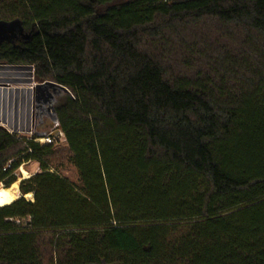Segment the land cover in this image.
Instances as JSON below:
<instances>
[{
	"label": "trees",
	"instance_id": "16d2710c",
	"mask_svg": "<svg viewBox=\"0 0 264 264\" xmlns=\"http://www.w3.org/2000/svg\"><path fill=\"white\" fill-rule=\"evenodd\" d=\"M16 19L0 64L68 89L67 145L0 126V185L39 168L0 264H264V0H0Z\"/></svg>",
	"mask_w": 264,
	"mask_h": 264
},
{
	"label": "rangeland",
	"instance_id": "374dc122",
	"mask_svg": "<svg viewBox=\"0 0 264 264\" xmlns=\"http://www.w3.org/2000/svg\"><path fill=\"white\" fill-rule=\"evenodd\" d=\"M0 66H5L3 64H0ZM2 72H4V70L0 69V79L2 78H7V82L6 83H0V89L1 87H6L9 90H14L16 88H28V87H32L33 85L39 84L37 83L34 78H33V73H31L32 76V82L28 83L30 80V77L28 76H23V77H18V76H6V77H1ZM42 84V83H41ZM9 90H2L6 92V95L4 94V98L8 101H12V104H14V102L17 99H21V95L19 94H15L14 91L10 92ZM37 103L35 102V100H33V112H32V123L30 125L32 131L31 132H21L18 133L19 136L21 137H26V138H31L35 132H41V133H51L54 130V124L52 122V117L50 115L49 112H46L44 115L40 114V109L37 108ZM48 122L51 123V125L48 124ZM2 127L7 128V126L5 125H1ZM46 134H44L43 136L39 137V138H43L45 137ZM64 147L66 146H61L59 149H64ZM58 150V149H55ZM57 159L55 160V162L51 165V171L54 173H58L59 175L68 178L72 183L74 184H79V176L77 173V170L75 169V167L67 160H64V158H62V156L58 155V157H56ZM24 172L29 174V177L26 178L24 175ZM38 172V165L31 162V163H26L24 164L18 171H17V182L12 185V187H10L9 189L11 190V193L15 196L19 198L22 197L21 192L20 194L17 193L16 187L18 185V188L20 190V183L23 180H27L30 177H32L35 173ZM2 187H4L3 185H1ZM33 195V193H31ZM24 198L27 201H34V195L32 196V198H28L26 197V195L24 196ZM48 256H51V252H49Z\"/></svg>",
	"mask_w": 264,
	"mask_h": 264
},
{
	"label": "crops",
	"instance_id": "0c3cea01",
	"mask_svg": "<svg viewBox=\"0 0 264 264\" xmlns=\"http://www.w3.org/2000/svg\"><path fill=\"white\" fill-rule=\"evenodd\" d=\"M2 72L1 77L6 76H18V77H30V82H32V70L29 67H11V66H0ZM7 78L0 79V83H6ZM9 90L6 87H1L0 89V124L7 126V130L10 133H21V132H31L30 127L32 123V112H33V100H34V87L26 88H16L14 90H9L17 95H21V99H17L14 104L12 101L6 100L3 96L6 95L5 91Z\"/></svg>",
	"mask_w": 264,
	"mask_h": 264
},
{
	"label": "water",
	"instance_id": "95a60500",
	"mask_svg": "<svg viewBox=\"0 0 264 264\" xmlns=\"http://www.w3.org/2000/svg\"><path fill=\"white\" fill-rule=\"evenodd\" d=\"M25 34L22 21L20 19L12 21L0 20V46L5 42H11ZM62 92H68L64 86L54 82H44L36 84L34 87V100L37 108L49 112L54 125H58V117L55 109L57 96Z\"/></svg>",
	"mask_w": 264,
	"mask_h": 264
},
{
	"label": "built area",
	"instance_id": "2783aa9c",
	"mask_svg": "<svg viewBox=\"0 0 264 264\" xmlns=\"http://www.w3.org/2000/svg\"><path fill=\"white\" fill-rule=\"evenodd\" d=\"M32 87H35V85H33ZM35 141L41 145H53L55 148H60L61 146L67 145L65 134L58 128V125L54 126V130L51 133H49L42 139L38 138Z\"/></svg>",
	"mask_w": 264,
	"mask_h": 264
},
{
	"label": "bare ground",
	"instance_id": "6f19581e",
	"mask_svg": "<svg viewBox=\"0 0 264 264\" xmlns=\"http://www.w3.org/2000/svg\"><path fill=\"white\" fill-rule=\"evenodd\" d=\"M24 175H25L26 178L29 177V174L26 173V172H24ZM32 196L33 195L31 193L26 195V197H28L30 199L32 198ZM17 199H18V197L13 195L9 188H5V187H2L0 185V208L4 207V206H7V205H11Z\"/></svg>",
	"mask_w": 264,
	"mask_h": 264
},
{
	"label": "flooded vegetation",
	"instance_id": "af4514ba",
	"mask_svg": "<svg viewBox=\"0 0 264 264\" xmlns=\"http://www.w3.org/2000/svg\"><path fill=\"white\" fill-rule=\"evenodd\" d=\"M14 41V40H13ZM46 113V111H42V110H40V114L41 115H44Z\"/></svg>",
	"mask_w": 264,
	"mask_h": 264
}]
</instances>
